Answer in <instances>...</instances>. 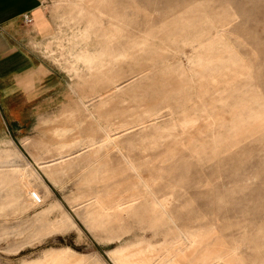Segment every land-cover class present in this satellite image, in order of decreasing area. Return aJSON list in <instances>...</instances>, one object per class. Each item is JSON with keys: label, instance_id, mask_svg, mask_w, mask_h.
Wrapping results in <instances>:
<instances>
[{"label": "rangeland", "instance_id": "rangeland-1", "mask_svg": "<svg viewBox=\"0 0 264 264\" xmlns=\"http://www.w3.org/2000/svg\"><path fill=\"white\" fill-rule=\"evenodd\" d=\"M45 7L67 83L0 131V264H264V0Z\"/></svg>", "mask_w": 264, "mask_h": 264}, {"label": "crops", "instance_id": "crops-1", "mask_svg": "<svg viewBox=\"0 0 264 264\" xmlns=\"http://www.w3.org/2000/svg\"><path fill=\"white\" fill-rule=\"evenodd\" d=\"M24 14L33 22L26 23ZM54 28L45 0H0V131L16 139L26 137L37 114L55 105L67 83L36 48Z\"/></svg>", "mask_w": 264, "mask_h": 264}, {"label": "bare ground", "instance_id": "bare-ground-1", "mask_svg": "<svg viewBox=\"0 0 264 264\" xmlns=\"http://www.w3.org/2000/svg\"><path fill=\"white\" fill-rule=\"evenodd\" d=\"M85 58H86V60H88V62L89 63H92V61L96 58V57H93L91 54H87V55H85L84 56ZM106 142H107V144H112V143H114L115 142V140H116V137L114 136V135H112V134H108L107 133V135H106ZM39 165H40V163H39ZM132 166V165H131ZM187 235V234H186ZM185 240H186V245L188 246V245H190V244H192L193 243V239L191 238V236L190 235H187L186 237H185ZM210 264H222L221 263V261L219 260V259H216V260H214L212 263H210Z\"/></svg>", "mask_w": 264, "mask_h": 264}, {"label": "built area", "instance_id": "built-area-1", "mask_svg": "<svg viewBox=\"0 0 264 264\" xmlns=\"http://www.w3.org/2000/svg\"><path fill=\"white\" fill-rule=\"evenodd\" d=\"M24 20L26 23H32L33 22V17L31 14H24Z\"/></svg>", "mask_w": 264, "mask_h": 264}]
</instances>
